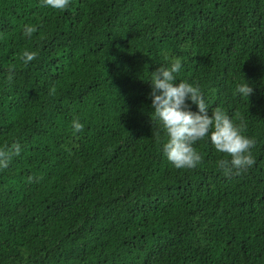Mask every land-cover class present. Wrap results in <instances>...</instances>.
<instances>
[{
  "label": "trees",
  "instance_id": "1",
  "mask_svg": "<svg viewBox=\"0 0 264 264\" xmlns=\"http://www.w3.org/2000/svg\"><path fill=\"white\" fill-rule=\"evenodd\" d=\"M177 58L209 114L254 141L250 166L226 175L207 138L193 168L163 155L147 78ZM13 144L0 264H264V0H0V148Z\"/></svg>",
  "mask_w": 264,
  "mask_h": 264
},
{
  "label": "clouds",
  "instance_id": "2",
  "mask_svg": "<svg viewBox=\"0 0 264 264\" xmlns=\"http://www.w3.org/2000/svg\"><path fill=\"white\" fill-rule=\"evenodd\" d=\"M44 6L56 10L65 9L69 0H42ZM34 28L25 25L23 32L31 37ZM36 53L25 51L21 56L23 63L27 64L35 58ZM182 64L180 59L171 60L167 66L160 65L156 71L147 78L150 83L149 97L154 120L158 122V130L163 131L165 139L161 150L166 159L175 168H193L201 160L200 154L193 145L207 138L214 149L220 153H227L230 159H220L218 167L226 175L237 172L253 161L250 149L254 141L244 136L240 129L221 109H211L194 84L179 80L177 74ZM11 75L8 77L11 80ZM252 89L248 83L237 86L236 92L248 97ZM196 106L192 111L190 104ZM84 125L79 120L72 121L73 131H80ZM20 152V145L13 144L0 148V168L7 167L10 158Z\"/></svg>",
  "mask_w": 264,
  "mask_h": 264
}]
</instances>
